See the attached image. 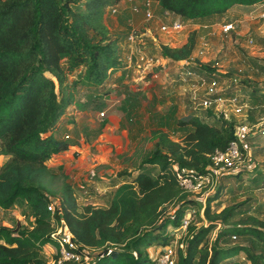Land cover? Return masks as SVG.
Wrapping results in <instances>:
<instances>
[{
    "label": "trees",
    "instance_id": "trees-1",
    "mask_svg": "<svg viewBox=\"0 0 264 264\" xmlns=\"http://www.w3.org/2000/svg\"><path fill=\"white\" fill-rule=\"evenodd\" d=\"M122 1L0 0V157L6 159L0 167V221L4 212L22 205L31 214L30 225L0 226V264H48L43 259L46 246L57 248V259L52 223L62 220L78 251L93 259L90 264H158L148 250L172 244L170 228H180L198 204L188 199L192 191L181 186L178 175L187 180L207 175L211 156L237 141L238 122L225 114L207 109L204 118L192 113L175 119L173 106L161 128L152 132L153 151L138 166L116 174L107 205H79L68 178L54 173L47 163L78 145V136L67 140L57 134L70 106L82 112H102L107 107L112 90L106 83L125 65L122 38L111 35L106 12ZM156 1L162 10L187 21L223 15L234 6L264 4V0ZM257 43L264 46V39ZM197 46L198 33L193 31L179 47L161 45L160 54L172 62L188 61L195 74L189 81L229 79L215 66L191 61ZM259 69L264 73V66ZM233 96L224 89L210 99ZM171 121L181 141L164 131ZM240 147L246 158L244 143ZM250 163L238 171L250 173ZM59 177L63 182L53 188ZM228 190L220 181L206 201L199 221L203 225L190 222L179 240L184 247L177 246L176 264H239L242 254L250 264H264V203L248 198L223 207ZM54 203L53 215L49 207ZM214 206L223 208L218 211ZM234 238L246 243L231 244Z\"/></svg>",
    "mask_w": 264,
    "mask_h": 264
},
{
    "label": "rangeland",
    "instance_id": "rangeland-1",
    "mask_svg": "<svg viewBox=\"0 0 264 264\" xmlns=\"http://www.w3.org/2000/svg\"><path fill=\"white\" fill-rule=\"evenodd\" d=\"M162 20V18L160 19ZM164 21V20H163ZM163 21H158L155 25V32L157 36L159 37V40L155 43H167V40H169L172 36L178 35V33L173 34H165L161 32V25ZM243 26H247V29H254L251 31H254L256 35L248 37L246 41L243 43V46L241 47L239 44L235 42V31H231L229 33H225V35L222 33L221 35H214L211 36L209 39H205L202 41L201 49L199 51V56L197 58L193 57L194 62H198L200 64H210L211 66H215L219 73L226 74L229 76V79H224V81H221L222 87L225 89L227 95H232L234 93L239 98V105L245 104V102L248 100V95H246L244 92H242L241 88L246 87H256L257 85L260 86L261 89H258L260 91L264 90V73L261 71L254 72L252 70H255L256 67H254L255 64L251 63L252 57H259L260 60H264V48L260 47L257 43V39H264V19H255L254 21L249 20V22H246ZM133 27L134 30L137 31V34L139 36V32L137 28ZM131 27L129 28L126 26L125 28L128 29L127 31H131ZM237 28V27H236ZM237 31V30H236ZM128 36H126L127 38ZM249 39H253L255 41L254 47L250 46L248 43ZM152 41V40H151ZM178 40L174 41V43H177ZM247 48H246V46ZM249 45V46H248ZM157 47L153 44L146 45V48L144 49L143 46L137 47V51H142L150 56H156L152 52ZM264 47V46H263ZM198 49V48H197ZM152 54V55H151ZM157 57V56H156ZM160 58V57H159ZM197 59V60H196ZM161 60V59H160ZM244 60V61H243ZM164 64V63H163ZM166 68L164 69L163 75H161L160 79L158 80H152L150 77L151 75H145L144 73L140 72L139 76H144V79L147 82H151L156 84L157 86L151 88L150 84L149 86L133 84L134 86H123L120 89H123V92H126V90H132L137 91L141 87L142 89L138 91V93L141 94V97L137 102L138 106H136V110L132 109L131 111H127V105L123 102L121 98V93L117 94V91L113 93L114 99L113 101H108L107 105L112 106L113 110L115 111H125L122 112L123 115H119V119H122V123L125 124L126 129L129 128L128 133L130 143L129 148L130 151L137 150L138 161H135L134 163H130L131 160L125 161V167L134 168L140 164L141 160H144L154 149V142H152V132L155 129L161 128V123H164V118L166 115V111L173 107L172 105L176 106L177 109V118L181 119L184 118L192 113H195L199 115L200 117L204 118L206 111L200 106V103L206 98V94L208 93V90L204 88H198L197 83H194V81H184V78L186 76L182 73H186V71H183V69L174 64V63H166ZM251 66V67H250ZM261 65H259L260 67ZM184 67H187L184 66ZM254 69H253V68ZM190 68V67H188ZM158 69V68H157ZM159 70H162L160 68ZM189 70V69H188ZM235 80L239 84V88L235 87V83L233 81ZM246 82L249 84H244L243 82ZM255 85V86H254ZM117 90V88L115 89ZM245 91V90H244ZM252 101L255 102V111H253L254 116H263L264 115V100H261L259 102L258 99L259 96L255 95V99L249 98ZM215 112L217 113H223L225 115H228L227 119H234L237 122H244L246 124H250L249 121H243L240 117H235L233 114H228V110L232 109L230 107V104H217L213 107ZM82 112L79 110L77 114H75L73 119L75 121L74 124L78 125V122L82 121L84 118L83 115L80 113ZM112 113V112H111ZM82 115V116H81ZM109 115V114H108ZM158 115L163 116L162 118L158 117ZM86 117V116H85ZM87 119H93L94 122L88 121V124H91L90 128L93 127V129L88 130H81V133L86 141V144L91 145L93 141H95L99 131L97 128L104 127L106 124L104 119H107L106 116L101 118L100 116L97 117V113H93L92 117H86ZM175 118V119H177ZM72 119V118H70ZM77 120V121H76ZM102 120V121H100ZM117 121V120H116ZM66 124V122H65ZM159 124V125H158ZM176 124L171 123L170 126H163L164 131L168 132L172 139L175 141H181V136L179 134L175 133ZM72 132V131H71ZM101 133V131H100ZM66 131H63L61 133H58V136L61 138H64L66 136ZM72 134H77L74 132ZM120 134V133H119ZM72 140V136L71 135ZM119 137L121 135H117ZM124 138V137H123ZM126 141L124 140V145ZM246 163L244 164V167L247 165L250 168L249 172L242 171L236 173L238 167L228 173L227 175L223 176L221 178V184H227L229 190L227 191L226 195L223 200V207H228L231 205H234L236 203L245 201L248 198H254L256 202L264 203V136H259L254 138L253 140H247L246 142ZM263 145L262 147H260ZM126 155V154H124ZM79 156V155H78ZM123 156V155H122ZM76 159V157H75ZM120 159V158H119ZM121 160V159H120ZM122 161V160H121ZM6 162L5 158L0 157V167ZM122 164V163H120ZM122 166H93L91 167L85 174V176L82 178L83 182L82 184L85 185L82 191H85L86 194L81 193L80 189L77 194V200L80 206H86V205H95V206H103V201L107 200V193L102 194L98 192L96 189L94 190L96 194L91 193L90 191L93 189V186L89 187V184H97L99 181H103L102 179L104 177H108L113 175L117 170H123ZM95 172V177L91 178V172ZM61 172V171H59ZM234 172L236 174H234ZM62 174V172H61ZM241 174V175H240ZM240 175V176H239ZM238 176L240 177V181H238ZM252 179H257L258 183H254ZM63 182V178L59 177L57 178L53 183V188H58L59 185ZM70 182V181H69ZM74 182V180H73ZM107 183V182H106ZM88 185V186H87ZM105 185H109L105 184ZM239 187V188H238ZM208 189H201V188H195L191 193H189L188 199L196 201V206L188 211V214L190 215L191 221L194 220L197 223V226L200 227L203 225V223H199L200 220H203L204 218V210H205V204L210 195L214 194V190H210L209 192H206ZM98 204V205H97ZM56 205V203L52 204V206ZM216 207L214 206L215 210H220L223 207ZM174 209V206L169 207V213H172ZM31 220V214L30 210L26 208L25 205L15 207L14 209L4 212L1 217L0 226H8L11 228L16 227L18 224L20 225H30ZM183 237V233L181 231H175L174 235V242L178 241ZM216 237V232L211 235V240H213ZM231 244H241L246 243L242 242L238 239L232 240ZM175 245V243H173ZM157 250L152 253V257L156 256ZM56 254V247L48 246L43 249V259L48 264H53V258ZM239 264H250L246 261L245 255L242 254L240 258H238Z\"/></svg>",
    "mask_w": 264,
    "mask_h": 264
},
{
    "label": "crops",
    "instance_id": "crops-1",
    "mask_svg": "<svg viewBox=\"0 0 264 264\" xmlns=\"http://www.w3.org/2000/svg\"><path fill=\"white\" fill-rule=\"evenodd\" d=\"M139 1L141 0H136V2H139ZM155 10H156V13H155L156 18L151 22H148L145 20L143 13L134 14L132 12V5L124 1H122L119 5V13L117 15H112L109 9L106 12V24L110 29L111 35L113 37L122 38L120 42V47H121L123 64L125 65L123 69L113 72L111 74V79L106 83V87L112 90L111 95L107 99V102L113 101L112 100L114 99L113 93L117 91V94L121 93V98L123 102L125 103V105L128 104L127 106L128 112L131 111L132 109H135V110L137 109L136 106H138V103H139L137 101L141 97V94L138 93V91L141 90L142 88L138 87L140 89L137 91H132V90L130 91V90L125 89L126 92H123V89H120L119 91L118 90L119 88H122L123 86H127V85L132 87L134 86L133 84H138L135 86H139V85L149 86L150 84H152L151 88L157 86L154 83L147 82L144 79V76H139L140 71L137 69L135 64H131L127 60V57L130 54L131 46L126 42V36H128L129 34V31L127 30L131 26H134L135 28H137L139 32L137 43L134 45L135 47L139 46V49H140V47L143 46V48L145 49L146 45L148 44L149 45L153 44L154 46L157 45V47L152 53L156 55L157 57H160L162 64L163 63L164 64L174 63L180 66L183 69V71L187 72L188 69H190L188 68L189 62L188 61L172 62L168 59L163 58L160 54L161 45L179 47L186 42L191 32L196 31L198 33V46H197L198 49H196L193 57L197 58L199 56L198 50L201 49V46L199 45L202 44L203 40L209 39L211 36H214V35H221L222 33L225 35V33L223 32L224 26L233 24L235 27V32H234L235 42L242 47L243 43L246 41V39H248V37L256 35L254 31H251L254 29L252 28L247 29V26H243V25L246 24V22H249V20L254 21L255 19H259L261 13L264 12V4L255 5L252 7L234 6L232 9H230L227 13L223 15H217V16H213L208 19L197 20V21H187L181 18L180 16L173 15L172 17L173 21L184 22L186 26L182 32L178 33V35L172 36L169 40H167V43H155L159 40V37L157 36L155 32L154 25L158 21H162L160 19L162 17V11H163L156 0H155ZM126 26H128L129 28L126 29L125 28ZM132 29L133 27H131V30ZM176 40H178V42L174 43V41ZM260 47L264 48L263 46H260ZM251 59H252L251 63L255 64L254 67H256L255 70H252L253 73L259 72L260 71L259 65L264 66V60H260L259 57H252ZM186 65L187 67H184ZM164 66L166 67V65ZM180 74L182 75L184 73H182L181 71ZM116 88L117 90H115ZM257 88L261 89L260 86L258 85L256 87H246L245 86V88L243 87L241 88L242 92L248 95V100L245 102V104H243V109L240 113L236 112V110L234 109V106L229 102V99H224L223 103L224 104L229 103L230 107L232 108L228 110L229 112L228 114H233L235 117H240L243 119V121H248V122L250 121L251 123L249 125L257 126V128L264 130V115L260 117L253 115L254 114L253 111L257 109V107H255L256 101L254 100L251 102V100L249 99L250 97L252 99H255V95H258L260 99H258L257 102L264 100V97H263L264 90L260 91ZM222 90H224L223 87H222ZM234 96H237V95L234 94ZM172 106H175V105H172ZM262 107L264 108V106ZM103 111L106 112L107 119L103 118V121H105L106 124L104 125V127H102V129L100 127L97 128L99 133L95 141H93L91 145H88L89 143L86 144V141L81 133V130L85 131L88 129H93V127L90 128L91 124H88V121L91 120V122H94V120L92 118L87 119L86 117H92L93 113H97V117H99V114L101 112H81V114L83 115L81 116L84 119L80 121V123L78 122V125L73 123L75 121L73 117H71L72 119H70L69 117L63 118V121L61 124L62 126H61V129L58 131V133L66 131V133H69L66 135H70V134L73 135L72 140L75 139L76 136H78L76 137L78 138L77 139L78 145L72 147L67 152H62L58 155H55L47 163L48 167L52 169L54 173L61 174L62 172L68 178V181H70V183L74 186L76 192H78V190L80 189L81 193L86 194L85 191L81 190L85 187V185L82 184L83 182L82 178L85 176L86 172L91 167L97 165V166H105V167L122 166L123 168H127L128 166L127 167L124 166L125 161L131 160L130 163L132 162L134 163L135 161H138L139 154L137 153V150L130 151V148H129L130 141L127 138V136L129 137V133H128L129 128L126 129L125 124L122 123V119L121 120L119 119V115H123L122 112H124L125 109L122 112L119 110L114 111L112 106L107 105V107ZM168 112H171L170 108L166 111V115H163V116L166 117ZM177 114L178 112L176 113L175 118H177ZM163 116L158 115V117L160 118H162ZM225 116L226 118L228 117V115H225ZM171 123L173 122L171 121ZM241 124H246V123L238 122L237 126ZM73 130L74 132L77 133L76 135L72 134ZM121 134H122L121 137L117 136ZM124 140L126 141L125 145H124ZM246 142H244V146L247 149ZM262 146L263 145H261L260 147ZM239 169L240 167L237 169V172H239L238 171ZM243 169H245L244 166H243ZM118 172L119 170H117L113 175L109 176L110 178L104 177L102 179L103 181H99L95 185L89 184V187L93 186V189L90 192L93 194H96L94 191L96 189L98 192L102 194H106L108 192L110 193L113 190V188L111 187L112 181L116 177V174ZM108 183L109 185H105ZM107 200H108V197H107ZM107 202L108 201L104 200L103 206H106ZM154 250L156 251L157 249L151 248L148 250V253L151 257H152V253L154 252Z\"/></svg>",
    "mask_w": 264,
    "mask_h": 264
},
{
    "label": "built area",
    "instance_id": "built-area-1",
    "mask_svg": "<svg viewBox=\"0 0 264 264\" xmlns=\"http://www.w3.org/2000/svg\"><path fill=\"white\" fill-rule=\"evenodd\" d=\"M124 2L132 5V12L134 14L143 13L146 21L151 22L156 18L155 0H141L139 2H136V0H125ZM119 5L120 3L117 6L109 8V11L112 15H117L119 13ZM173 15L174 14L169 11H162L161 18L162 21L164 20L161 25L162 33L173 34L182 32L185 29L186 25L184 22L172 20ZM260 19H264V12L261 13ZM231 31H235V27L233 24L224 26V33H229ZM137 39V31L132 29L126 39V42L131 46L130 54L128 55L127 60L131 64H135L137 69L140 72L144 73L146 76L151 75L150 77L152 78V80L160 79L161 75L165 73L164 69L166 67L162 64V61L159 57L147 55L140 50L137 51V47L134 46L137 43ZM248 44L254 47L255 42L253 39H249ZM191 61L194 62L195 60H193L192 58ZM160 68H162V70H159ZM184 75L186 76V78H184V81H187L186 79H188V77H195V74H193L190 70L184 73ZM234 82L236 81L234 80ZM194 83H197L196 85L198 88H204L208 90L206 98L200 103V106L204 110H216L213 107L217 104L223 103L224 99H210V97L214 96L219 91H222V82L215 79L208 80L206 78L199 77ZM229 102L234 106V109L237 113H240L242 111L243 105H239V98L237 96L231 97L229 99ZM78 112L79 110L76 106H70L67 109L66 117L71 118ZM99 116L101 118L105 117L106 112L102 111ZM258 133H261L262 136H264V130L257 128V126L249 124H241L237 126V141L231 143L226 151H216L215 154L211 156L212 166L210 172L207 175L195 177V180L182 179L181 176L178 175V177L180 178L181 186L184 187L187 191H193L197 187L200 188V185H198V183H200L205 187H209L211 190H215L223 176L227 175L237 167L239 168L241 166H244V164L246 163V158L242 153L240 143H244L246 137H255L256 135H258ZM64 138L68 140L71 139V136L66 135ZM175 171L178 172L177 167H175ZM95 176V172L92 171L91 178H94ZM195 182H197V184ZM49 211H51L54 215V209L52 205L49 207ZM190 222V215L187 214L186 217L182 220L180 228L176 230L170 228L171 233L175 235V231H181L184 235L188 230ZM52 227L54 229L52 237L58 244L59 255L57 259L53 258V264H64L67 262H72L75 264H90L92 262L93 259L86 253V251H78L74 235L71 233L65 221H53ZM234 240H236V238H234ZM173 243H175V245ZM173 243L166 247L158 249L156 255L158 264H176L177 246H179L180 248H183L184 246L182 244L178 245V241H173ZM46 247L48 248V246ZM56 255L57 248L55 256Z\"/></svg>",
    "mask_w": 264,
    "mask_h": 264
}]
</instances>
